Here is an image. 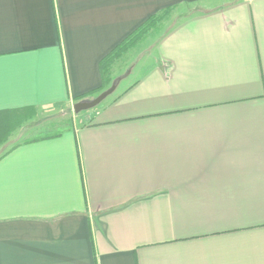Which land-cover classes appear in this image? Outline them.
Returning <instances> with one entry per match:
<instances>
[{
    "label": "crops",
    "instance_id": "1",
    "mask_svg": "<svg viewBox=\"0 0 264 264\" xmlns=\"http://www.w3.org/2000/svg\"><path fill=\"white\" fill-rule=\"evenodd\" d=\"M163 11L88 122L5 154ZM0 264H264V0H0Z\"/></svg>",
    "mask_w": 264,
    "mask_h": 264
},
{
    "label": "rangeland",
    "instance_id": "2",
    "mask_svg": "<svg viewBox=\"0 0 264 264\" xmlns=\"http://www.w3.org/2000/svg\"><path fill=\"white\" fill-rule=\"evenodd\" d=\"M186 13L187 15L196 13V8L187 7ZM178 19L180 18H177V21ZM157 26L159 27V25L156 24L155 28L153 29H156ZM153 29H151L149 32H151ZM149 32L146 34V36L149 34ZM159 33H161V28H158V31L155 34H159ZM146 36L142 40H144ZM137 44L134 47H136ZM134 47L128 49L127 52L128 51L134 52L131 50ZM142 48H146V46ZM135 54L136 52L133 53L132 55L134 56ZM125 72H127V70ZM108 85L110 86L111 83H109ZM94 108L81 111L79 113H75L73 111V106L70 107L68 106L54 113L47 115L42 114L41 116L33 110L31 112L23 113L19 115L5 114V122H6L5 153L10 151L17 145L23 143L26 140L41 138L49 135H55L67 128L77 127L81 124L88 122L91 119L90 118L91 110H94Z\"/></svg>",
    "mask_w": 264,
    "mask_h": 264
},
{
    "label": "trees",
    "instance_id": "3",
    "mask_svg": "<svg viewBox=\"0 0 264 264\" xmlns=\"http://www.w3.org/2000/svg\"><path fill=\"white\" fill-rule=\"evenodd\" d=\"M165 12H160L148 18L142 25L137 28L133 33H131L127 38H125L121 43L115 46L111 52L99 63V69L103 80V85H107L111 82V67L113 63L119 59L128 49L135 46L139 41H141L146 34L158 24L162 19H164ZM81 101V100H80ZM6 128V126H5ZM7 130V129H6ZM6 132V131H5ZM30 140H26L27 142ZM7 153V152H6ZM5 153V154H6Z\"/></svg>",
    "mask_w": 264,
    "mask_h": 264
},
{
    "label": "water",
    "instance_id": "4",
    "mask_svg": "<svg viewBox=\"0 0 264 264\" xmlns=\"http://www.w3.org/2000/svg\"><path fill=\"white\" fill-rule=\"evenodd\" d=\"M119 79L120 78H117L116 80H114L108 88L100 92L94 98L87 99V100H81L73 104V111L75 113H79L81 111L89 110V109L96 107L102 100H104L107 96L113 93Z\"/></svg>",
    "mask_w": 264,
    "mask_h": 264
}]
</instances>
